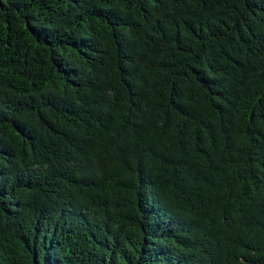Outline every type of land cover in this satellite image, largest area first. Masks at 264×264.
I'll use <instances>...</instances> for the list:
<instances>
[{
  "label": "trees",
  "instance_id": "16d2710c",
  "mask_svg": "<svg viewBox=\"0 0 264 264\" xmlns=\"http://www.w3.org/2000/svg\"><path fill=\"white\" fill-rule=\"evenodd\" d=\"M0 264H264V0H0Z\"/></svg>",
  "mask_w": 264,
  "mask_h": 264
}]
</instances>
